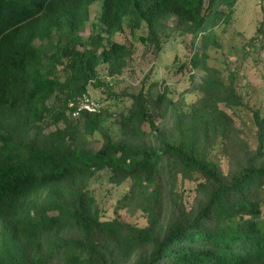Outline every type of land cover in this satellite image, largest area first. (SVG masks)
I'll use <instances>...</instances> for the list:
<instances>
[{"label":"trees","instance_id":"1","mask_svg":"<svg viewBox=\"0 0 264 264\" xmlns=\"http://www.w3.org/2000/svg\"><path fill=\"white\" fill-rule=\"evenodd\" d=\"M93 1L0 0V264H264V111L251 110L252 146L235 123V73L226 81L206 51L237 0H102L104 32L84 36ZM126 17L132 32L146 25L140 40L156 54L171 19L200 40L197 99H174L158 79L118 93L101 78L100 64L114 76L133 56L115 38ZM91 83L130 104L75 114ZM101 169L132 180L113 217L89 186ZM179 174L195 183L191 205Z\"/></svg>","mask_w":264,"mask_h":264},{"label":"rangeland","instance_id":"2","mask_svg":"<svg viewBox=\"0 0 264 264\" xmlns=\"http://www.w3.org/2000/svg\"><path fill=\"white\" fill-rule=\"evenodd\" d=\"M102 0H94L89 5V18L82 28V34L104 32L103 24L100 21ZM264 19V0H237L234 11L229 21L219 24L214 29V39L206 47L208 62L216 66L221 76L229 81L230 72L234 71L235 82L241 94L244 106L234 114L235 123L242 128L244 136L249 139L252 146L256 145L254 136L255 126L251 116L252 109L261 108L264 111V37L258 35L253 39L255 30ZM173 19L168 21L166 29L162 31V49L155 53L153 46L140 40L141 34L147 33L146 25L137 28L135 32L130 30L128 17L124 23L125 30L115 35V38L127 41L134 47L133 56L123 72L110 76L105 63L100 64V76L104 80L112 82L115 92L122 90L138 91L143 83L149 85L155 79L160 80L162 86H167L169 94L174 99L185 98L191 103L198 98V91L194 87L205 71L196 68L190 63L192 54L201 49L200 40L196 39L192 33L181 31L174 27ZM253 39V40H252ZM254 42L249 45L248 42ZM244 44L247 48H243ZM182 65L179 67V65ZM150 74V75H148ZM163 83V84H162ZM92 96L99 100L100 106H109L118 109L124 103L130 104L128 98L107 97L108 91L105 85H89ZM231 111V109H230ZM115 116L108 120L111 127L116 128ZM96 138L103 140L102 136L95 134ZM222 156V164L228 169V159ZM181 188L184 189L186 202L191 205L194 201V182L192 180L181 181ZM128 178L122 183H115L110 180L108 169L98 170L90 180V189L95 194L99 206L105 211L107 217L117 215L116 205L118 199L128 190L131 184ZM119 215L131 222L140 225L147 223V218L141 209L120 208Z\"/></svg>","mask_w":264,"mask_h":264},{"label":"built area","instance_id":"3","mask_svg":"<svg viewBox=\"0 0 264 264\" xmlns=\"http://www.w3.org/2000/svg\"><path fill=\"white\" fill-rule=\"evenodd\" d=\"M71 105L76 106L74 113L77 114L81 110L96 111L100 108V102L94 98L91 92H85L78 96L75 100H72Z\"/></svg>","mask_w":264,"mask_h":264}]
</instances>
